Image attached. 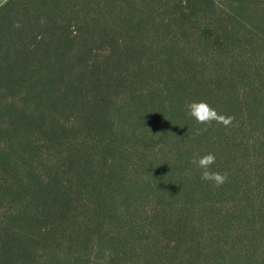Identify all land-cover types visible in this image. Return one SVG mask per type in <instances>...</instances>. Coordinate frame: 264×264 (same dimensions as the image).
Listing matches in <instances>:
<instances>
[{"label":"trees","instance_id":"16d2710c","mask_svg":"<svg viewBox=\"0 0 264 264\" xmlns=\"http://www.w3.org/2000/svg\"><path fill=\"white\" fill-rule=\"evenodd\" d=\"M0 264H264V0L2 4Z\"/></svg>","mask_w":264,"mask_h":264},{"label":"clouds","instance_id":"9594fccd","mask_svg":"<svg viewBox=\"0 0 264 264\" xmlns=\"http://www.w3.org/2000/svg\"><path fill=\"white\" fill-rule=\"evenodd\" d=\"M187 115L194 119L198 125H203V129H198L195 135H200L201 131H206L213 125V122L223 125L225 128L231 127L234 117L219 114L208 103L192 102L187 106ZM201 171V180L212 183L214 187H221L227 182V173H220L212 171L213 165L216 163V156L214 153H208L206 155L194 154L190 161Z\"/></svg>","mask_w":264,"mask_h":264},{"label":"rangeland","instance_id":"374dc122","mask_svg":"<svg viewBox=\"0 0 264 264\" xmlns=\"http://www.w3.org/2000/svg\"><path fill=\"white\" fill-rule=\"evenodd\" d=\"M7 0H0V6L4 4Z\"/></svg>","mask_w":264,"mask_h":264}]
</instances>
